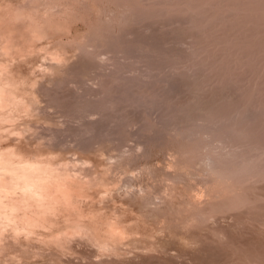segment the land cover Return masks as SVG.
Listing matches in <instances>:
<instances>
[{"label": "rangeland", "instance_id": "374dc122", "mask_svg": "<svg viewBox=\"0 0 264 264\" xmlns=\"http://www.w3.org/2000/svg\"><path fill=\"white\" fill-rule=\"evenodd\" d=\"M2 21L3 91L26 103L0 153L75 177L69 212L117 217L149 261L264 264L242 243L264 231V0H0ZM65 244L0 263L80 261Z\"/></svg>", "mask_w": 264, "mask_h": 264}, {"label": "bare ground", "instance_id": "6f19581e", "mask_svg": "<svg viewBox=\"0 0 264 264\" xmlns=\"http://www.w3.org/2000/svg\"><path fill=\"white\" fill-rule=\"evenodd\" d=\"M1 23H3V21L0 22V24ZM11 39L12 38H10L8 41L9 44H10ZM3 40L5 42V39ZM9 44H6V45H9ZM11 45L9 46L11 47ZM10 47H8V49H10ZM5 66H6L5 67L6 69L7 65L5 64ZM2 86H4V83H2L0 80V118H5L7 114L9 113L10 109H14L15 105L21 103L24 106L26 102L25 103L22 102V100L18 99L19 97L17 98L10 97L11 94H13V91L12 93L9 94V96L8 95L6 96V94L3 91ZM8 88H6V90ZM22 98L24 100V97ZM0 121H2V119H0ZM14 121L13 119H11V122H14ZM11 131L12 130H9L8 132H11ZM20 157L21 156H18L14 150H10V149L4 153H0V256L7 255L9 260H11L12 262H15V260H18L20 258V254L22 252L26 253V257H28L27 254H30V253L34 254V252L35 253L37 252L38 254V251L34 250L35 247L36 249L38 248L40 250L41 248H43V246H48L50 245V242L54 241L60 247H62L65 243H67L70 249L78 250L81 252V255L82 254L85 255V257L82 258L81 255L79 254L80 257L78 259L80 261L73 262L74 260L71 261L70 259V260H67L68 263L66 264H172V259L174 261V258L171 257V255L173 254L169 255L171 253L169 248L168 250L166 248L165 249L163 248L164 249L163 257L157 263H155V261L153 262L149 261L150 257L148 255L146 256L143 255V252L145 250L143 251L141 249L142 250L141 252L135 248L125 245V243H123V240L125 239L127 235H132V234H128V231L125 225H123L121 222L116 220L117 217L116 219H113V220L111 219L107 221L105 225L103 226L99 225L100 226L99 227L98 225H94L92 227L90 222H92L93 217L90 216L87 213V211L85 212L82 210H78V212H76L75 214L70 213L69 211L72 208L77 209L75 206H73L74 205L73 198L75 196L74 193L78 191L76 190L77 189L76 187H78L77 186L78 182L74 179L75 177L73 176L74 178H72L69 176V174L67 175L66 173L65 174L60 173V170H61L60 168H59L60 169L59 173H55V172L52 173V170H55L57 172L58 170L56 169H58V167H56V169L54 167L52 168V164L50 163L42 165L43 163L37 164L31 161L22 159V157L21 158ZM63 165L64 164H62L61 166L62 168H63ZM65 167L66 166H64V169ZM67 171L65 170L64 172H67ZM63 200H65L64 203L66 201H69L70 202L69 206H66V204L63 203ZM76 203L77 202H75V205ZM64 210L68 211V214H65L63 212ZM197 211H199L197 213V215H199L201 212L200 210H197ZM61 215H63L65 218L64 220L66 221V226L63 228L57 229L52 234H49L48 230L50 228V224L56 221L57 219H59ZM105 220H108V218ZM202 220H203V223H205L204 219ZM197 229H199V227ZM201 232L203 233V231ZM198 233L200 234V232ZM20 235H23L26 238V247H24V244H25L24 242L22 244L20 241H18L20 240L19 239ZM198 237H196V239H198ZM32 241L37 242L36 244L33 245L34 249L31 247ZM248 242H252L258 248L264 249V231H259V232L257 231L255 233H252L250 236H247L242 241V243H248ZM196 245H197V242H196ZM149 248L150 246H148V248L146 249H149ZM10 249H12V252H8ZM149 250L146 251L148 254L150 253L148 252ZM155 251L156 252H154V254L157 253V250ZM17 252H19V254ZM41 252L42 251H39V253ZM160 253H162V251H160ZM173 253H176V252H173ZM12 255L13 257H10ZM69 255L71 256V254ZM159 255H162V254H159ZM186 256H184L183 258H185ZM181 257H182V253H181ZM189 259H191L190 256L188 260ZM154 260H156V257ZM187 261H186V264L188 263ZM3 262L4 261H2V263ZM178 263L181 264L180 262Z\"/></svg>", "mask_w": 264, "mask_h": 264}]
</instances>
